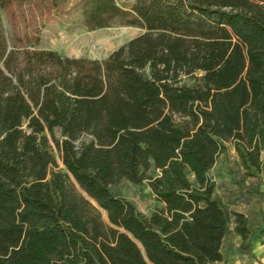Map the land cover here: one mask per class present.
Masks as SVG:
<instances>
[{
  "label": "trees",
  "instance_id": "trees-1",
  "mask_svg": "<svg viewBox=\"0 0 264 264\" xmlns=\"http://www.w3.org/2000/svg\"><path fill=\"white\" fill-rule=\"evenodd\" d=\"M75 5L90 29L146 32L70 57L36 48L39 29L10 40L0 12V264H213L231 231L253 254L262 222L230 212L210 170L232 142L246 176L264 172V0ZM124 180L163 206L144 214Z\"/></svg>",
  "mask_w": 264,
  "mask_h": 264
},
{
  "label": "rangeland",
  "instance_id": "rangeland-1",
  "mask_svg": "<svg viewBox=\"0 0 264 264\" xmlns=\"http://www.w3.org/2000/svg\"><path fill=\"white\" fill-rule=\"evenodd\" d=\"M42 1L43 4L40 2ZM46 0H18L11 9H1L4 28L10 40L27 38L39 29L41 37L38 49H49L63 56L103 59L114 50L134 37L146 32L140 25L120 23L95 29L83 23L81 7L75 5L77 0H60V11H49ZM124 7L130 6L132 0H116ZM191 83V81L189 82ZM227 156H219L215 166L210 170V177L215 183V195L220 198L230 212L239 211L246 214L250 225L262 222L263 226L253 238V254L242 248V238L231 231L222 245L223 261L213 264H264V220L262 218L261 196L254 190L264 189V172L259 177H248L232 142L228 144ZM56 155L61 167L63 163ZM264 160V151L262 152ZM115 193L133 200L146 215L163 206L152 196L147 182L133 184L127 180L113 186ZM108 221L107 213L102 211ZM232 224V230H233Z\"/></svg>",
  "mask_w": 264,
  "mask_h": 264
}]
</instances>
